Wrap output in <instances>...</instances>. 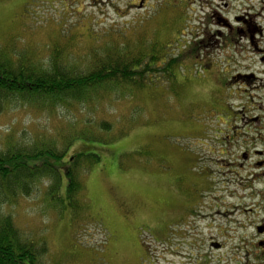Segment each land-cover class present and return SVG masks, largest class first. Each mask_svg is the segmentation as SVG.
Masks as SVG:
<instances>
[{"label": "rangeland", "instance_id": "rangeland-1", "mask_svg": "<svg viewBox=\"0 0 264 264\" xmlns=\"http://www.w3.org/2000/svg\"><path fill=\"white\" fill-rule=\"evenodd\" d=\"M140 1L0 0V45L15 61L26 56L48 67L55 45L77 71H86L94 54L131 57L153 44L166 50L158 67L165 55L180 58L171 77L160 71L140 88L113 85L115 95L97 105H4L0 152L43 143L64 150L73 136L63 165H75L84 149L100 160H82L80 210L65 195L64 173L41 177L15 205L1 208L25 237L46 241L45 264H246L241 237L252 240L253 231L229 230L241 219L232 209L240 201L230 198L225 163L213 153L212 107L228 100L216 80L233 73L231 62L225 49L212 61L196 59V27L217 21L209 17L213 2Z\"/></svg>", "mask_w": 264, "mask_h": 264}, {"label": "trees", "instance_id": "trees-1", "mask_svg": "<svg viewBox=\"0 0 264 264\" xmlns=\"http://www.w3.org/2000/svg\"><path fill=\"white\" fill-rule=\"evenodd\" d=\"M192 46L195 45L190 47ZM63 51L64 47L55 45L50 65L41 67L30 62V57L25 59L26 56L15 61L11 49L0 45V111L4 105L17 100L49 109L58 104L69 105L94 100L97 105L112 93L115 95L116 89L111 88L115 85L140 88L152 79L150 73L160 71L171 77L173 68L180 60L179 56L169 58L168 54L158 67L166 50L153 44L149 52L139 49L131 57L125 53L117 55L116 52H108L104 56L94 54L89 68L77 71L65 59ZM102 124L107 130L110 129L107 121ZM82 135L84 139H95L88 136L86 131H82ZM73 141V136L69 137L64 150H59L52 143H43L42 149L36 146L16 150L9 148L10 151L0 152V264H45L44 257L48 252L46 241L25 237L16 226L13 216L1 208L4 204L15 205L19 196L29 194L32 185L41 177L63 178L64 173L67 178L65 195L69 204L76 210L82 209L81 203L75 198L81 189L78 178L83 168L82 160L93 157L91 161L95 162L100 157L96 153L87 154L84 149L73 157L78 158L75 165H63L67 149L75 144ZM83 146L88 148L86 144ZM13 150L15 151L11 152ZM55 193L60 200L59 191L56 190Z\"/></svg>", "mask_w": 264, "mask_h": 264}, {"label": "flooded vegetation", "instance_id": "flooded-vegetation-1", "mask_svg": "<svg viewBox=\"0 0 264 264\" xmlns=\"http://www.w3.org/2000/svg\"><path fill=\"white\" fill-rule=\"evenodd\" d=\"M212 2L209 17L217 21L196 27V59L212 61L225 49L233 71L216 80L218 87L224 84L228 100L224 107H212L213 118L220 121L214 129L213 153L222 156L225 163L227 182L232 187L230 198L240 201L232 209L241 219L231 221L237 227L229 230H252V240L248 235L249 239L241 237V249L248 264H264V0ZM213 25H220L226 32ZM203 65L208 68L212 64ZM212 246L220 249L223 243L212 242Z\"/></svg>", "mask_w": 264, "mask_h": 264}, {"label": "water", "instance_id": "water-1", "mask_svg": "<svg viewBox=\"0 0 264 264\" xmlns=\"http://www.w3.org/2000/svg\"><path fill=\"white\" fill-rule=\"evenodd\" d=\"M141 4H143V1H142V3H141ZM141 4H140V5H141Z\"/></svg>", "mask_w": 264, "mask_h": 264}]
</instances>
